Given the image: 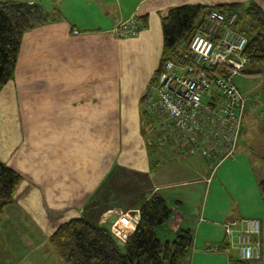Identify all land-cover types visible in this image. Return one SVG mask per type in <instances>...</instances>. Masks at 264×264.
I'll return each mask as SVG.
<instances>
[{
  "label": "crops",
  "instance_id": "1",
  "mask_svg": "<svg viewBox=\"0 0 264 264\" xmlns=\"http://www.w3.org/2000/svg\"><path fill=\"white\" fill-rule=\"evenodd\" d=\"M0 1L38 5L60 16V21L23 36L14 78L0 93V163L21 178L13 203L0 216V264H64L50 243L61 225L82 218L109 228L118 211L137 212L153 194L174 211L170 228L158 230L170 240L187 229L189 216L181 198L161 193L198 184L206 185L208 199L213 196L209 215L214 234L231 218L258 220L262 256L264 203L258 184L264 177L243 155L241 132L233 158L215 171L220 186L211 180L214 172L207 178L204 161L193 155L202 161L195 160L200 174L173 187V172L159 168L179 156L169 145L155 146L142 98L159 68L161 19L169 10L255 3L264 11V0ZM130 18L145 19V29L131 39L113 35V28ZM240 161L246 163L252 184L245 191L238 188L233 199L225 188L235 181L233 169ZM224 199L230 200L227 207ZM231 206L235 215L229 213ZM217 240L205 241L207 253L226 248ZM231 253L226 254L227 264L239 261L237 251Z\"/></svg>",
  "mask_w": 264,
  "mask_h": 264
},
{
  "label": "built area",
  "instance_id": "2",
  "mask_svg": "<svg viewBox=\"0 0 264 264\" xmlns=\"http://www.w3.org/2000/svg\"><path fill=\"white\" fill-rule=\"evenodd\" d=\"M138 20L130 22V29H114V35L121 40L136 38L145 29ZM236 21L235 14L218 11L202 18L194 34L162 64L142 102L148 131L157 132L159 146L169 145L180 158L196 155L213 170L233 158L242 125L244 100L233 79L246 68L247 39L238 32ZM138 221L130 223L129 233L121 239L110 234L123 245ZM224 231L239 261L260 260L259 243L253 241L260 234L258 220L231 221Z\"/></svg>",
  "mask_w": 264,
  "mask_h": 264
},
{
  "label": "trees",
  "instance_id": "3",
  "mask_svg": "<svg viewBox=\"0 0 264 264\" xmlns=\"http://www.w3.org/2000/svg\"><path fill=\"white\" fill-rule=\"evenodd\" d=\"M211 11L228 16L235 14L236 28L241 21H246V26L240 31L247 39L243 52V57L247 60L246 68L251 66L264 70V11L258 5H188L169 10L161 19L163 48L155 76L162 64L173 58L176 46L188 40L202 18ZM58 21L60 16L56 10L47 12L38 5L0 1V93L14 78L23 36ZM246 68L241 75L246 74ZM156 133L154 130L152 134ZM20 182L19 175L0 163V216L13 203ZM258 188L264 203V180L259 182ZM172 219V208L160 195L153 194L139 208L138 224L123 245L114 240L107 228L82 218L61 225L50 238V243L56 257L64 264H186L193 249L190 230H179L171 242L162 243L158 239L157 231ZM262 258L264 264V253L260 260ZM250 263L237 261L233 264Z\"/></svg>",
  "mask_w": 264,
  "mask_h": 264
},
{
  "label": "rangeland",
  "instance_id": "4",
  "mask_svg": "<svg viewBox=\"0 0 264 264\" xmlns=\"http://www.w3.org/2000/svg\"><path fill=\"white\" fill-rule=\"evenodd\" d=\"M134 19L135 18H130L124 22H120L113 28L112 33L114 32V29H120V30H123V28L130 29L131 28L130 22L133 23ZM138 21L142 22L146 27L145 19L139 18ZM245 26H246V21L244 20L241 21L240 25L237 26L238 32L240 33L242 27H245ZM245 73L246 74L233 79L234 86L236 87L240 96L244 100L243 121H242V129H241V136L243 135V138H242V141H243L242 147H243V152H244L243 155H247V158H249L251 165L257 169L256 172L262 175V177H264V70L258 67L249 66L246 68ZM249 73H260V75H249ZM142 102H143V98H142ZM168 156L167 154L165 155L166 158H168ZM178 158L179 157H175L176 159L175 161L168 160V161L161 162L162 166L159 168V172H162L163 168H168L169 173L173 172V174L169 178L170 181L172 182V184L170 185L173 187H177L176 183H179V180H182V179H189V181L192 182L191 178L193 179L195 178V175L200 174V171L196 169L197 163L195 161V160H198L199 158L195 159L194 157L193 159L191 158V156H187L188 159H184L182 162H180L182 158H179V159ZM198 162L200 163L202 161L198 160ZM201 164L203 167L206 166L205 170H207V178H208V175L211 173V171H214V173L212 174L211 180H213L215 184L220 186L219 182H217L215 175H214L217 168L213 170L205 162L204 163L202 162ZM245 164L246 163H241L240 161V164H238V167L233 169V172L236 173L234 174L235 181L233 182L228 181V185H226L225 190L228 193L231 192V195L233 193V199H234V196L237 195L238 188L242 187L243 188L242 191H245L246 189H249V184L250 185L252 184V178H250L249 175L245 173ZM190 169L193 170L194 173ZM205 191H206V185L198 184L196 186L193 185L192 187L188 186L186 188H182V187L171 188V190H168L165 193H161V195L163 197L169 196L171 198H175L176 200H180L181 198L182 199L181 202L183 203V206H184L183 209H185L187 215L189 216V221H188L189 225L185 227H187V229L190 230L193 236V249L190 253L191 256L190 255L188 256L189 258L187 259V261L190 260V264H222L221 262H223V264H227L226 254H230L232 256L231 250L233 251L234 249L230 247L229 245L230 239H228L225 236L224 229H222L219 226L217 228L218 232L214 234V230L216 229V226L213 225V220H212L213 218H211L212 216L210 217L209 215L210 214L209 209L211 206L209 202L213 200V196H210L208 199V196L206 197L205 195ZM226 191L224 193H226ZM246 193H248V191ZM169 201L170 200H168V202ZM229 201L230 200L227 201L224 199L223 205L227 207L229 205ZM126 208H130V207L126 206ZM233 209L234 208H232L231 206L229 209L230 211L229 213L235 215L236 214L235 209L234 210ZM203 212L205 213V216ZM117 214L119 215L116 218H114L111 223H109L110 225H109V228L107 229L109 230V232L112 233V235L115 234L121 239L123 236L129 233L130 223L131 222L135 223L139 220L138 219L139 210L136 212V211H130L126 209L125 210L121 209V211H118ZM173 215H174V211H173ZM219 219L221 218L219 217ZM236 220H239V219L231 218L229 222L236 221ZM261 220L263 221L262 225L264 227V219H261ZM177 224H178V221H177ZM168 225H166L167 226L166 228H170ZM206 226L208 227V229L207 231H204L203 229ZM263 232H264V228H263ZM157 235H158L159 240L162 243L167 242V241L171 242L175 238L174 233L170 240L169 239L165 240V235H163V233H160L158 231H157ZM259 235L258 237L253 238V241H255L256 243H259ZM210 237L218 238L217 240L218 245H220L221 243L226 245L225 249L219 251L222 253H218V252L207 253L206 252L207 249H206L205 241L209 239ZM195 240H197L196 245H195ZM260 253H261V249H260ZM254 262H259V260L254 261Z\"/></svg>",
  "mask_w": 264,
  "mask_h": 264
}]
</instances>
